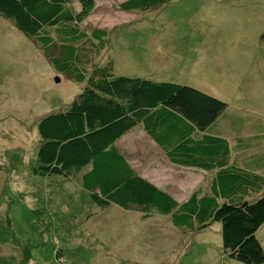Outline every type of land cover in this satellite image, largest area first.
Listing matches in <instances>:
<instances>
[{
    "label": "rangeland",
    "instance_id": "rangeland-1",
    "mask_svg": "<svg viewBox=\"0 0 264 264\" xmlns=\"http://www.w3.org/2000/svg\"><path fill=\"white\" fill-rule=\"evenodd\" d=\"M123 1L94 0L81 23L108 30L95 60L110 59L117 76L173 81L214 97L226 108L214 132L231 141L232 150L236 137L257 135L263 152L264 0H175L146 13L121 11ZM81 87L0 16V264H244L225 253L219 222L181 231L169 217L134 206L98 207L75 176L34 173L39 120L68 110ZM236 118L251 125L241 128ZM138 129L118 143L136 171L177 199L197 189L210 192L207 173L141 169L139 159L156 155ZM241 156V166L264 175V166L259 170L256 162H244L248 153ZM257 237L264 247V225Z\"/></svg>",
    "mask_w": 264,
    "mask_h": 264
},
{
    "label": "trees",
    "instance_id": "trees-1",
    "mask_svg": "<svg viewBox=\"0 0 264 264\" xmlns=\"http://www.w3.org/2000/svg\"><path fill=\"white\" fill-rule=\"evenodd\" d=\"M173 1L125 0L119 9L146 13ZM75 2L79 10L72 7ZM94 7V0H0V16L32 39L57 73L82 86L68 110L39 120L34 173L75 176L98 207L134 206L169 217L181 231H202L219 222L230 258L264 264L257 237L264 225V175L239 163L249 151L244 162L263 168L256 135L236 137L232 150L213 130L226 110L214 97L173 81L117 76L110 59L97 62L108 30L81 24ZM235 122L241 128L251 125L245 118ZM138 127L171 164L213 173L210 192L197 189L179 203L136 171L118 143Z\"/></svg>",
    "mask_w": 264,
    "mask_h": 264
},
{
    "label": "crops",
    "instance_id": "crops-1",
    "mask_svg": "<svg viewBox=\"0 0 264 264\" xmlns=\"http://www.w3.org/2000/svg\"><path fill=\"white\" fill-rule=\"evenodd\" d=\"M140 133H142L141 131H140ZM142 134H144V133H142ZM134 135V134H133ZM145 135V134H144ZM221 135H222V133H221ZM146 136V135H145ZM223 137H225L224 135H222ZM147 137V136H146ZM255 137H257V135L255 136ZM148 138V137H147ZM226 138V137H225ZM124 138H122L121 140H123ZM149 139V138H148ZM120 140V141H121ZM119 141V142H120ZM149 141L150 142H152L153 143V145H155V147H153V154L154 155H156V158L155 159H151L149 162H143L142 160H140L139 159V161L140 162H142V163H138L139 165H140V167H141V169H148V168H151V170H156V171H159V170H161L160 172L161 173H163V174H165V176H168L169 175V172L168 171H171L172 169H174V170H184L185 172L187 171L188 173H192V174H197L198 175V173H207V174H209V180L211 179V177H212V175H213V173H209V172H206V171H203V170H200V169H195V168H189V167H181V166H177V165H173V164H171L168 160H167V158L165 157V155L163 154V152H162V150L161 149H159L157 146H156V144L153 142V141H151L150 139H149ZM230 142V145H231V147L233 146V143H231V141H229ZM235 144H237V141L235 142ZM234 144V145H235ZM246 152H248V154H250L249 153V151H246ZM139 154V153H138ZM137 164V163H136ZM136 164H134V165H136ZM136 169H137V167H135ZM191 169H195V170H191ZM138 170V169H137ZM177 170V171H178ZM142 176L143 177H145L146 179H148L151 183H153L155 186H157V187H159V188H161V189H163V190H165L166 192H168L169 194H171L174 198H175V200L177 201V202H179V203H181V202H183V201H185L190 195H186V197H182V198H180V199H177L174 195H173V193L172 192H170V188H166L165 186H163V185H161V184H158V183H156L155 182V180L154 179H150V178H147L146 177V174H145V176L142 174ZM172 191V190H171Z\"/></svg>",
    "mask_w": 264,
    "mask_h": 264
},
{
    "label": "water",
    "instance_id": "water-1",
    "mask_svg": "<svg viewBox=\"0 0 264 264\" xmlns=\"http://www.w3.org/2000/svg\"><path fill=\"white\" fill-rule=\"evenodd\" d=\"M56 81H58V82H59V79H56Z\"/></svg>",
    "mask_w": 264,
    "mask_h": 264
}]
</instances>
